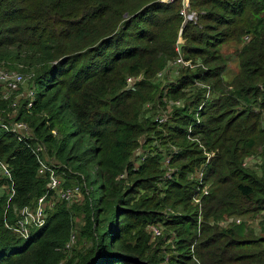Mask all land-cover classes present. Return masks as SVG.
Wrapping results in <instances>:
<instances>
[{"label":"trees","instance_id":"1","mask_svg":"<svg viewBox=\"0 0 264 264\" xmlns=\"http://www.w3.org/2000/svg\"><path fill=\"white\" fill-rule=\"evenodd\" d=\"M181 7V0H0V64L28 73L34 89L31 107L26 98L13 119L29 133L18 138L0 117V159L14 182L8 205L0 195V264H264V236L244 223L218 224L242 207L264 210V0H190L198 20L184 24ZM242 37L238 72L228 80L221 48ZM181 54L205 69H181L165 96L183 98L201 81L221 91L206 98L195 90L163 124L144 106L157 95L154 75ZM3 89L0 108L11 101ZM199 97L206 101L194 111ZM141 139L178 150L136 156ZM199 142L216 156L206 162ZM37 147L62 187L81 186L83 202L60 200L22 237L5 226L15 208L53 193ZM247 156L259 160L257 171L243 165ZM169 164L176 168L165 176ZM200 164L206 172L196 179ZM209 176L212 191L193 204ZM159 224L165 240L151 231ZM73 235L78 247L68 252Z\"/></svg>","mask_w":264,"mask_h":264},{"label":"rangeland","instance_id":"2","mask_svg":"<svg viewBox=\"0 0 264 264\" xmlns=\"http://www.w3.org/2000/svg\"><path fill=\"white\" fill-rule=\"evenodd\" d=\"M181 9H184L185 11L189 10V11L195 12L196 18L193 22L194 23L197 22V20H198L197 19V12L195 9H192L190 7V0L188 1L187 4L182 3ZM263 16H264V14H263ZM184 23H185L184 19L182 18V24H184ZM178 42L180 44L184 43L183 39L180 37V35L178 38ZM243 43L245 44L246 41H244L243 37H242V41L240 43L235 42V41H229L228 43L224 44L221 48L222 55H225V57L228 58V61L226 62V69H225L224 74H223V76L228 80L231 79V77L236 75L238 72V63H239L238 49L242 46L241 44H243ZM176 49H178V48L176 47ZM6 62H9V61H2L0 64L1 65L0 68L6 69L9 71L12 70V71L17 72V73H21L25 78V82L20 84L16 90H9V89L6 90L5 97L6 98L10 97L11 101H10V103H8L6 105V107L4 106V107L0 108V117L4 118L3 116L6 115V116H8V118H10L8 122H6L4 120H2V122L7 123V124H12L13 119L15 118V116L18 113L19 106L21 105V103L24 102V100H26V98L31 99V97L34 95V89L32 87L33 84L31 81V77H30V75H28V73L19 71L18 70L19 68L14 69V68H7L6 66H3L2 63H6ZM166 67L167 68L164 67L163 70H160V72L158 71L159 73L157 72L156 75H154L152 83L154 85L158 86V89L156 91L157 95L154 98L153 102H147L144 106V109H150L151 110V114H152L153 118H162L163 124L173 123L172 122V113H173L174 109L175 108H181V106H177V105L183 104L185 106L187 104V102H189L193 98V96L195 95V94H193V92L195 90L196 91L203 90V92H205L206 98L207 97L211 98L212 96L217 97L216 95H218V93L221 91L218 89L217 90L213 89L212 85H210L209 82H202L201 81L199 83H196L193 87L187 88L185 90V91H187V94L185 95V97L179 98L177 100L171 99L170 97L165 96V93L167 91L166 86L169 82L174 81L180 75L181 69L188 68L191 71H197L199 69H201V70L205 69V65L198 58H192L191 60H186V59H184L183 55L181 54L178 57H176L175 60H174V58L170 59V62L167 64ZM140 79H142V78H139V76H138L135 79V81H138ZM206 85L211 86V88L210 87L207 88ZM0 89H1V92L4 90L3 88H0ZM204 89H206V91H204ZM210 98H209V100H211ZM200 100L201 99L199 97V100L197 101V103L195 105L189 106V107L195 111V107L198 105ZM203 101H201L199 104H201ZM206 104L207 103L205 102V106H206ZM200 108H201V106H200ZM4 110L7 112L5 113ZM262 121L264 124V113H263V120ZM190 128L191 127L189 126L188 130H190ZM26 133H29V132L28 131H21L19 134L25 135ZM164 134H166L165 130H164ZM141 143H142V147H138L135 150L136 156H143V155L147 156L148 154L154 155L155 149L157 147H162L161 149H169V151L167 153L169 155L175 154L174 152H177V150H178V145L171 144V142H168L167 144L162 146L158 140H153V141L147 142V140L141 139ZM199 146L202 148V152H203L202 154L205 157L206 162H208L209 158H213L216 156V150H207L206 147L204 145H202L200 142H199ZM135 160H136V157L134 158V161ZM49 161H51V160H49ZM166 163H167V160L164 161L162 163V165L165 166V165H167ZM244 164L246 166H248L251 170L257 171L259 169L258 168L259 160L253 156H247L245 158V160H243V165ZM203 167H204V165H201V164L199 166L197 165V170H196L197 175L195 172L191 173V175L193 177H195L196 179H198V177L201 176V173H202V175H205V172H206L205 167L206 166L204 168ZM174 168H176V166L169 164L167 166V168L164 170V175L170 176L171 173L175 170ZM199 171H201V172H199ZM58 177L61 180V186H62V183H63V179L61 178L62 176L59 175ZM201 182H202V180H201ZM215 182H216L215 179L213 177H210V176L207 177L206 180L204 179L202 187L200 189L196 188L194 195L191 198L192 203L193 204L194 203H200L201 194L202 193L208 194L209 192H211L212 187H214V185H215ZM70 184H76V183L71 182ZM67 187H69V186H67ZM80 188H81V186H80ZM227 191H229V190H226V192ZM4 192H5V189L0 188V195H3ZM82 194H83V192L80 193V196L78 197V199L76 201L68 202L69 206L72 204H75V205L82 204V202H83ZM59 201L60 200H56V203H58ZM239 205L241 206L240 203H239ZM242 208H244V214H240V215H237L236 213L229 214V215L224 214L222 216V218L219 219L218 224L221 227H223V226L227 227L233 223H236V224L237 223H244L245 228H247V230L250 232L251 235L256 236V237L264 236V210H255V211L248 210V211H246L245 207H242ZM166 209H167V211H169L168 208H166ZM76 222L78 224H80L79 217L76 219ZM157 227L161 229L162 236H164L165 231L168 229L165 226H162L160 224ZM169 235H171V233H169ZM170 238H171V236H170ZM73 239H71V240L74 242H71V241L69 242L68 252H70V249L72 247H74V246L78 247V245L76 244L77 235H73ZM165 239H167L166 235L163 237V240H165Z\"/></svg>","mask_w":264,"mask_h":264},{"label":"built area","instance_id":"3","mask_svg":"<svg viewBox=\"0 0 264 264\" xmlns=\"http://www.w3.org/2000/svg\"><path fill=\"white\" fill-rule=\"evenodd\" d=\"M164 1H172V0H164ZM183 4H187L189 0H181ZM180 15L183 17L184 22L186 21H194L196 18V13L189 10H180ZM245 38H248L247 36ZM24 81V76L21 73L11 72L9 70L0 68V87L9 90H16L18 86ZM128 83H132L133 79L128 78ZM209 88V87H208ZM6 98V97H5ZM32 98L28 102L27 106L31 107ZM1 127L6 128L16 134H18V138L23 137L20 136L21 131H29L28 126L24 122H13L12 124L1 123ZM41 147H37V158L40 163L39 173H43L45 170L49 171V181L47 185V189L53 190L51 195H42L38 198L35 207L24 206L21 208H15V217L16 220L14 223H5V226L17 233L22 237H26L29 233V230L33 227H41L45 221L48 214V210L51 209L55 204L56 200L61 201H76L80 196V188L79 186H71V187H62L61 180L58 175L53 174V171L48 167L45 161L41 158L39 152L41 151ZM11 171L8 166L0 159V180L3 181L0 184V188H4L5 192L3 195L6 197V204L8 205L10 199L14 195V182L11 176ZM151 231L154 235H160L161 229L157 226H151ZM73 239V236L71 237Z\"/></svg>","mask_w":264,"mask_h":264}]
</instances>
